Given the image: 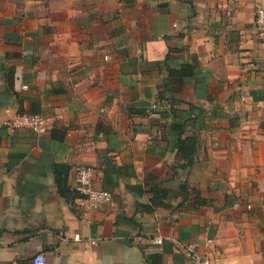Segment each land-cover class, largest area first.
<instances>
[{"label": "crops", "instance_id": "obj_1", "mask_svg": "<svg viewBox=\"0 0 264 264\" xmlns=\"http://www.w3.org/2000/svg\"><path fill=\"white\" fill-rule=\"evenodd\" d=\"M259 2L0 0V264H190L192 243L216 264H264ZM20 112L49 129H12ZM55 164L72 188L93 167L111 201L70 204Z\"/></svg>", "mask_w": 264, "mask_h": 264}, {"label": "built area", "instance_id": "obj_2", "mask_svg": "<svg viewBox=\"0 0 264 264\" xmlns=\"http://www.w3.org/2000/svg\"><path fill=\"white\" fill-rule=\"evenodd\" d=\"M255 26L261 33L264 41V0H260L256 9ZM158 106L156 103L151 104L146 112L149 115H154L157 112ZM9 127L12 129L27 128L32 130L38 135L44 134L49 129L50 121L46 116L39 113L20 112L9 123ZM95 170L93 167L79 164L75 167V190L88 202L97 207L103 202H109L112 199L111 192L96 187L95 183ZM240 203H237L239 205ZM248 208L251 206L248 205ZM75 238L80 239V234H76ZM92 243H96L97 240L90 239ZM162 237L156 238L157 243H162ZM208 243H213V238H207ZM185 254L190 260V264H216L212 258L202 254L197 245L192 243L184 247ZM33 264H45V255L40 252L33 258Z\"/></svg>", "mask_w": 264, "mask_h": 264}, {"label": "trees", "instance_id": "obj_3", "mask_svg": "<svg viewBox=\"0 0 264 264\" xmlns=\"http://www.w3.org/2000/svg\"><path fill=\"white\" fill-rule=\"evenodd\" d=\"M171 75H177L181 78L190 76L194 74V68L190 65H184L180 69H170ZM163 96V94H162ZM195 146V138L194 137H186L182 138V132L179 135V139L177 142L178 154L185 159V163L181 164L184 166H188L194 163L193 152ZM69 166L66 164H55L53 167L54 171V180L57 185L58 191L62 197L66 199L70 204H73L74 199L76 197H80L81 195L75 190V188L71 187L68 184V175H69ZM182 194L186 196V189H182ZM155 194L152 200L153 204L156 206H162L164 197L169 195V191H164L161 189H154ZM194 194L199 196V192L194 190ZM208 201L205 199H200V203H207Z\"/></svg>", "mask_w": 264, "mask_h": 264}]
</instances>
